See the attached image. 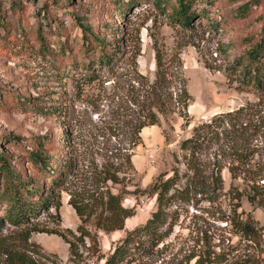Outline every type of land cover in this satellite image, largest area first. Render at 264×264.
Segmentation results:
<instances>
[{"label":"rangeland","instance_id":"374dc122","mask_svg":"<svg viewBox=\"0 0 264 264\" xmlns=\"http://www.w3.org/2000/svg\"><path fill=\"white\" fill-rule=\"evenodd\" d=\"M154 1L0 0V151L14 159L19 171L26 170L36 179L37 187L45 182L26 160L35 143H47L54 154L60 152L54 150L59 143H68L67 151L79 167L78 174L59 192L61 208L42 213L34 222L37 231L28 241L21 230L4 229L0 261L5 259L1 256L5 245L18 249L26 245L39 264H105L127 232L145 225L156 211V198L141 191L162 173L169 177L179 169L180 175L186 174L179 145L191 137L194 127L226 116L228 129L236 123L248 130L241 131L239 143H264V88L244 83L243 73L250 62L248 53L264 41V0H198L190 27L171 18L177 0H161V6ZM80 23L108 27L107 39L113 42L119 37L116 31H121L125 56L114 72L96 68L99 78L82 86L83 93L78 95L73 84L85 74L74 68V62L86 60ZM64 44L65 55L60 53ZM158 57L174 98L183 94L185 83L189 106L184 109L185 98L179 100L172 118H162L161 126L143 131V143L133 157L137 173L127 175L129 192L124 198V206L134 208L136 214L126 220L124 230L107 233L96 228L93 218L82 223L70 201L90 207L100 203L106 191L100 172L106 165L114 169L123 162L120 158L129 148L128 120L139 111L133 99L145 80L155 79ZM63 92L66 98L60 124L56 117L43 116L40 109L56 105L53 101ZM242 108L243 113L237 114ZM63 130L69 133L66 142H61L66 137L61 135ZM220 136V142L208 143H228L229 139ZM216 150L200 155L207 175L213 169ZM229 163L230 158L223 165L222 191L210 196L192 194V200L181 204L172 216L171 235L156 246H141L136 260L124 264H195L204 248L227 260L258 256V264H264L263 211L254 209L246 197L238 211L250 213L260 222L255 228L256 243L241 238L231 225L228 192L233 183L242 185L244 175L232 173ZM234 175L240 178L234 181ZM6 209L0 203V216ZM81 224L92 234L85 245L75 238ZM61 234L76 243L74 255Z\"/></svg>","mask_w":264,"mask_h":264},{"label":"trees","instance_id":"16d2710c","mask_svg":"<svg viewBox=\"0 0 264 264\" xmlns=\"http://www.w3.org/2000/svg\"><path fill=\"white\" fill-rule=\"evenodd\" d=\"M143 1L149 3L151 0ZM197 1L177 0V5L172 6V20L190 27L193 17L196 16L193 8ZM155 3L162 5L161 0H156ZM80 27L83 34L81 51L86 56V60L74 62V68L85 74L76 79L73 84L78 95L83 93L82 86L90 85L99 78V75L95 73L96 68L114 72L118 60L125 56L124 49H121L125 36L121 31H116L119 37L113 42L107 39L108 27L106 26L97 29L80 23ZM60 53L66 54L65 44L61 45ZM248 57L249 65L243 67L244 83L262 90L264 88V41L255 45L248 53ZM166 74L158 57L155 79L145 80L142 90L133 99L139 111L128 120L129 129L126 134L129 138V148L120 158L123 162L114 169L106 165L100 172L106 187L100 203L90 207L88 203L80 204L75 199L70 201L82 223L86 224L93 218L97 229L110 233L124 230L126 220L136 214L134 208L124 206V198L129 192L126 191V184L128 180L130 181L127 175L137 173L133 157L135 150L143 143L142 133L146 127L161 126L162 118L165 120L172 118L176 114L174 105L179 104V100L182 101L185 98L184 109L189 106L187 101L190 96L185 89V83L183 94L176 99L174 93L169 91L170 82L166 79ZM65 96L63 92L53 101L56 105L41 107L40 112L43 116L56 117L59 123L63 124L62 104L65 103ZM36 101L38 102V99ZM242 113L243 108L237 111V114ZM180 116L182 117L183 114L180 113ZM231 116L232 114L227 117L231 118ZM225 119L226 116H219L213 118L210 123L200 124L193 128L190 138L181 141L179 151L187 166L186 174L180 175L179 169H174L173 175L169 177L167 173H162L148 189L141 191L143 195L156 198V211L145 225L127 232L105 258V264H124L128 260H136L133 258L138 254L141 246L147 244L156 246L169 237L173 229L172 216L178 212L181 204H187L192 200L190 197L192 194L210 196L224 189L222 171L224 162L228 158L232 160V163H229L232 173L240 171V174L244 175L242 185L233 183L228 192L232 208L231 225L241 238L256 243L258 233L255 228L257 225L261 226L260 222L254 220L250 213L245 211L238 213V211L242 209V199L246 197L254 209H261L264 213V143H239L241 131L248 130L241 129L236 123H232L231 129H228ZM220 129L222 132H218ZM68 134L66 130L61 131V135H66L61 137L63 138L61 142L68 140ZM220 135H224L226 140L229 139L228 143H208L211 140L220 142L222 140ZM35 145L34 150L28 151L26 160L36 170L39 178L45 182L42 187L36 186L37 180L31 178L26 170L19 171L14 165V159L7 152L0 151V203L7 205L5 215L0 216V235L6 227L10 226L21 230L23 238L28 241L31 233L37 231L34 222L42 213L50 209L58 211L61 208L59 192L64 190L68 179L78 174V164L72 157V153L67 151L68 143H59L54 147V150H60L56 154L47 148L49 146L47 143H35ZM214 147H217L216 158H214L215 162L210 175H207V166L200 155ZM239 178L237 175L232 176L234 181ZM113 189H117L116 192ZM261 228L264 231V226ZM77 232L79 235L76 236L72 230L67 231L75 235L76 242L82 245H85L87 238L92 237L83 224L78 227ZM61 236L69 244L71 254L74 255L76 243L70 241L65 234ZM262 253L264 254V250ZM1 256L5 259L0 261V264H39L30 255L26 245L20 249L5 245ZM257 257L245 255L227 260L216 252L204 248L195 264H258L260 259Z\"/></svg>","mask_w":264,"mask_h":264},{"label":"crops","instance_id":"0c3cea01","mask_svg":"<svg viewBox=\"0 0 264 264\" xmlns=\"http://www.w3.org/2000/svg\"><path fill=\"white\" fill-rule=\"evenodd\" d=\"M145 130V129H144ZM144 133V132H143ZM143 133H142V135H143Z\"/></svg>","mask_w":264,"mask_h":264}]
</instances>
